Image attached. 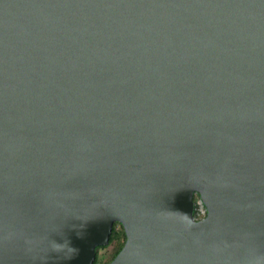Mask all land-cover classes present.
<instances>
[{
    "label": "water",
    "instance_id": "obj_1",
    "mask_svg": "<svg viewBox=\"0 0 264 264\" xmlns=\"http://www.w3.org/2000/svg\"><path fill=\"white\" fill-rule=\"evenodd\" d=\"M115 222L110 264H264V0H0V264Z\"/></svg>",
    "mask_w": 264,
    "mask_h": 264
},
{
    "label": "trees",
    "instance_id": "obj_2",
    "mask_svg": "<svg viewBox=\"0 0 264 264\" xmlns=\"http://www.w3.org/2000/svg\"><path fill=\"white\" fill-rule=\"evenodd\" d=\"M195 201V211L194 216L197 220H201L205 218L207 215V208L202 201V198L199 193L194 195ZM127 240V235L123 225L120 222H115L113 226V231L110 237L109 244L106 246H98L96 249V259L94 264H99V251L101 249L109 248V256L108 259L103 264H110L114 258L118 255V253L122 250Z\"/></svg>",
    "mask_w": 264,
    "mask_h": 264
},
{
    "label": "rangeland",
    "instance_id": "obj_3",
    "mask_svg": "<svg viewBox=\"0 0 264 264\" xmlns=\"http://www.w3.org/2000/svg\"><path fill=\"white\" fill-rule=\"evenodd\" d=\"M109 252H110L109 248L101 249L99 251V259H100L99 264H103L108 259Z\"/></svg>",
    "mask_w": 264,
    "mask_h": 264
}]
</instances>
